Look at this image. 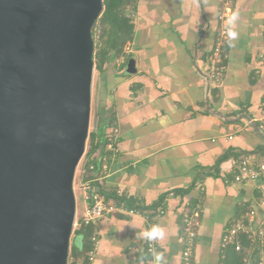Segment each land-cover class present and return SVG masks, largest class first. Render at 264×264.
<instances>
[{"label":"crops","instance_id":"0c3cea01","mask_svg":"<svg viewBox=\"0 0 264 264\" xmlns=\"http://www.w3.org/2000/svg\"><path fill=\"white\" fill-rule=\"evenodd\" d=\"M229 6L225 0H137L131 8L133 38L125 54L134 71L126 72L128 61L121 67V56L98 72L96 122L98 114H109L112 147L96 180L138 207L134 214L112 210L93 223L97 245L89 264H154V253H162L166 264H181L182 219L193 211V264H224L232 252L222 246L225 230L250 209L254 221L264 224V176L232 179L235 160L264 147L258 128L264 116L258 59L264 0H233ZM221 14L224 23L238 14V39L230 46L226 36L215 84L209 56ZM239 116L254 121L259 132L243 117L229 120ZM223 155L228 157L217 164ZM106 204L116 205L110 198ZM86 207L83 202L82 215ZM153 224L165 236L148 252L142 233ZM69 245L81 250L82 237Z\"/></svg>","mask_w":264,"mask_h":264},{"label":"water","instance_id":"95a60500","mask_svg":"<svg viewBox=\"0 0 264 264\" xmlns=\"http://www.w3.org/2000/svg\"><path fill=\"white\" fill-rule=\"evenodd\" d=\"M102 9V0H0V264H66ZM240 117L259 132L246 116L229 120Z\"/></svg>","mask_w":264,"mask_h":264},{"label":"trees","instance_id":"16d2710c","mask_svg":"<svg viewBox=\"0 0 264 264\" xmlns=\"http://www.w3.org/2000/svg\"><path fill=\"white\" fill-rule=\"evenodd\" d=\"M137 0H102V12L95 20L91 33L94 41L93 48V64L98 72H102L105 66H108L114 61L123 56L124 63L127 61L128 56L125 54V46L131 42L133 38V22L130 14L128 13L129 7H134ZM225 47L223 48V52ZM224 65V59L222 60ZM109 114L105 118L97 115V122L94 130L89 132L88 135V148L83 154L85 157L80 179L82 182L89 183L88 194L90 195V203L92 202L93 194H99V196L106 203V199H112L117 206H124L128 209L137 208L138 205H134L132 201L121 197L113 190H106L102 188L100 183L96 180L102 172V165L104 160L110 157V148L108 145H112L111 133H107L106 129L109 127L110 121ZM264 147L256 148L255 151H263ZM227 155H223L219 161L227 158ZM157 203L152 205V208L156 209ZM142 209L144 207H141ZM79 226L74 229L73 233L82 237V249L77 250L70 246V260L66 264H89L87 253L92 249L93 243L91 236L93 234V224H84L82 217L78 219ZM240 242L244 247H249V241L245 237L240 238ZM232 248V252L228 253L224 259V264H239L241 262L242 254L236 252L232 244L229 245Z\"/></svg>","mask_w":264,"mask_h":264},{"label":"built area","instance_id":"2783aa9c","mask_svg":"<svg viewBox=\"0 0 264 264\" xmlns=\"http://www.w3.org/2000/svg\"><path fill=\"white\" fill-rule=\"evenodd\" d=\"M233 0H225V9L229 10V4ZM130 16H132L130 14ZM224 15H220V27L215 37L214 46L209 56V78L215 84L221 80L223 71L222 60L225 59L223 52L224 41L227 36V29ZM263 50L260 52L258 59L263 65L264 69V24H263ZM258 128L264 131V116L258 121ZM112 145H108L111 148ZM82 172V170H81ZM80 172V173H81ZM264 176V150L249 153L239 156L234 162V174L232 179L236 182L243 180H254L258 177ZM89 183L82 182L83 200L86 203L85 213L82 215L84 224L94 223L98 218L105 213L115 209H121L128 214H134V209H125L112 206L104 202L99 194H93L92 202L90 203V195L88 194ZM196 217L197 212H191L183 216L182 228V251L180 255L181 264H193V247L196 236ZM77 216H75V219ZM73 223L74 229L79 226L78 219ZM245 237L249 241V247H244L240 238ZM91 241L93 247L88 251V260L91 262L93 254L96 249L97 240L95 234H92ZM147 251L153 252L154 241H146ZM232 244L234 250L242 254L240 264H264V224L256 223L254 221V210L250 209L245 213L244 219H240L232 223L224 232L222 236V246Z\"/></svg>","mask_w":264,"mask_h":264},{"label":"rangeland","instance_id":"374dc122","mask_svg":"<svg viewBox=\"0 0 264 264\" xmlns=\"http://www.w3.org/2000/svg\"><path fill=\"white\" fill-rule=\"evenodd\" d=\"M131 7L128 8V13L130 14L131 12ZM92 36V33H91ZM93 39V38H92ZM94 43V41H93ZM127 45L125 46L124 50L126 49ZM98 71L95 69L94 67V71H93V79H92V86H91V104H90V120H89V128H88V135L89 132L94 130L95 128V124H96V110H97V103H98ZM88 135L86 138V142H85V151L88 148ZM84 151V153H85ZM85 157L84 155L82 156V158L80 159V162L78 163L77 167H76V171L74 174V180H73V190H74V194H75V201H76V216L77 218L75 219V221L77 219H79L80 217H82V206H83V191H82V181L80 179V172L82 170L83 167V163H84ZM74 231V227L72 229L71 235H70V240L71 242H75V243H79L80 241V236L79 235H75L73 233ZM70 245L68 246V253H67V259H66V263L69 262L70 260Z\"/></svg>","mask_w":264,"mask_h":264},{"label":"clouds","instance_id":"9594fccd","mask_svg":"<svg viewBox=\"0 0 264 264\" xmlns=\"http://www.w3.org/2000/svg\"><path fill=\"white\" fill-rule=\"evenodd\" d=\"M237 18L238 14H233L227 17L225 21L228 28L227 36L230 46L238 39V32L234 29ZM142 235L147 241H156L164 238L165 230L160 224H153L150 228L144 230ZM154 264H166L162 253H154Z\"/></svg>","mask_w":264,"mask_h":264}]
</instances>
